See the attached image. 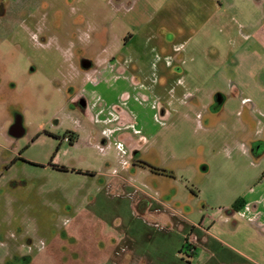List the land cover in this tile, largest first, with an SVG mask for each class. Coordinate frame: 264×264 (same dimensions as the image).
<instances>
[{
  "label": "rangeland",
  "instance_id": "rangeland-1",
  "mask_svg": "<svg viewBox=\"0 0 264 264\" xmlns=\"http://www.w3.org/2000/svg\"><path fill=\"white\" fill-rule=\"evenodd\" d=\"M168 1L142 35L165 36L173 78L179 60L193 69L183 86L170 80L171 94L143 88L151 82L143 75L163 67L149 45H129L113 60L118 66L103 63L147 24L150 9L121 12L119 0H0V264H151L147 252L176 262L183 219L207 224L259 175L264 5L214 0L218 13L213 0ZM133 52L141 64L122 66ZM155 93L166 95L162 109H152ZM97 99L121 100L115 114L97 103L104 125L79 110ZM69 133L79 136L74 144L64 141ZM207 257L199 247L196 263Z\"/></svg>",
  "mask_w": 264,
  "mask_h": 264
},
{
  "label": "crops",
  "instance_id": "crops-1",
  "mask_svg": "<svg viewBox=\"0 0 264 264\" xmlns=\"http://www.w3.org/2000/svg\"><path fill=\"white\" fill-rule=\"evenodd\" d=\"M129 1L130 0H119L120 3L118 4L117 9L121 12H127L133 9L136 10L137 6L139 5L137 9V11H139L138 14L142 15L145 8H148L152 12L151 17L147 24H143L144 22L139 23L138 31L134 34L128 35L130 40L125 42L124 46L118 49L116 54H107V57L103 60V63H105L106 66H118L119 64H114L113 60L117 58L121 51L130 48L129 45L134 43L136 45L133 46V49L136 48L141 51L143 48H146V46L149 45L148 47L149 49L153 50V53L157 54L160 52L161 56H165L164 58H162L159 54L155 56L156 61L158 63H162L163 67L159 73L153 72L152 76L150 77L143 75L144 81H151L150 85L145 83L143 88L146 89L149 86L148 92L156 93L167 92L171 94L172 92H176L177 89L174 86H171L170 80L177 79V84L180 86H183V83L186 84L184 81L188 80V76L191 74L190 71L193 69L189 68V71L186 69L188 67L183 68L182 65H188L189 62L186 60V62L183 61L180 65L179 60L177 66H179L182 70L181 74H179L180 78H173L174 76H177V74L172 70V57L167 55L171 45L168 41H166L165 36H159V33H152L147 37L142 35V31L145 29L144 27L146 25H149L150 27L151 25L156 24V21L162 17L161 15L163 13H165L164 10L166 8H170L169 6L171 5V1L164 0L160 6H158L157 0H134L130 2V5H128ZM246 1H248V3L251 5H255V3L259 2L260 0ZM211 2H214V0ZM212 5L214 8H216L217 12L220 13V3L216 4L214 2ZM261 5H264V0H261ZM197 7H199L201 10H204L205 8L203 3H201L200 6L197 4ZM261 19H264V15L261 16ZM185 24V28L187 29L189 27V23ZM168 30L169 29L166 27H161L159 32L165 34L169 33ZM258 33L263 35L264 29H260ZM136 40L138 41L137 43L135 42ZM261 44L264 46V38L261 39ZM193 59L194 58L190 57V63H193V61H191ZM121 62L123 64L122 66L128 65L132 62L141 64V53L133 52L132 56H121ZM154 68L157 69L158 67L154 65ZM186 87H184V89H186ZM156 93L153 97L154 102L152 109H162V102L166 103L163 101L166 95H157ZM135 97L137 101H141L139 92L136 93ZM74 99L78 100L79 95H75ZM120 101L121 100H119V102L115 103L114 105H106L100 100L96 101L95 105H93L94 102H92L90 107H87L86 105L85 117L87 119L90 118V120L97 124L104 125V123L110 121L106 119L108 115L103 114L106 113V111H100L99 104L97 103H103L106 108L110 109V112L107 113L115 114V112H113L111 109H113L116 104H121ZM123 114H119L121 116H114L115 121L122 122V119L124 118ZM54 126L57 125L55 124ZM118 126L115 133H119L123 130ZM12 132L13 131H11V136L14 137ZM49 132L53 136V133L51 131ZM78 139L79 136H77V141ZM259 170V175L250 179L246 194L243 195L244 197L238 198H242L245 201V205L242 209L239 211L232 210V207H228L223 210L220 209L219 214H217L214 218H211L207 224L202 221L200 224L196 225L190 223L188 219L182 218L186 226L183 237V240L186 243L183 245V249L180 248V246L177 247L175 256L176 262L173 260L172 263L168 261L159 263L154 259V254L152 252H147L144 254L147 261L151 264H197L196 258L198 257V248L201 247L208 254V257L203 264H264V180H261L264 167ZM185 248H187L186 254L183 251Z\"/></svg>",
  "mask_w": 264,
  "mask_h": 264
},
{
  "label": "trees",
  "instance_id": "trees-1",
  "mask_svg": "<svg viewBox=\"0 0 264 264\" xmlns=\"http://www.w3.org/2000/svg\"><path fill=\"white\" fill-rule=\"evenodd\" d=\"M69 134L72 136V141L70 142V144H74L77 141V136L74 133H69ZM145 167L149 168L152 172H155V173H162L163 175L169 174L166 171H162V170L150 167V166H145ZM53 168L56 170H59V171H67L68 170L67 168L59 167L56 165H54ZM261 180H264V172L261 175ZM244 205H245L244 199L240 198L233 204L232 210L239 211L240 209H242L244 207Z\"/></svg>",
  "mask_w": 264,
  "mask_h": 264
},
{
  "label": "flooded vegetation",
  "instance_id": "flooded-vegetation-1",
  "mask_svg": "<svg viewBox=\"0 0 264 264\" xmlns=\"http://www.w3.org/2000/svg\"><path fill=\"white\" fill-rule=\"evenodd\" d=\"M82 62V61H81ZM81 64H83V62L81 63ZM81 68H83V69H85V70H87L88 68H84L83 67V65H81ZM81 104V103H80ZM79 110L81 111V113L83 114V116L85 117V110H86V105H84V104H81L80 105V107H79ZM57 126H59V123L58 124H56ZM15 127H17V126H15ZM13 131V130H12ZM16 132L15 133H17V132H20V131H17V130H15ZM48 133L50 136H52V134H50V132L49 131H44V133ZM13 133V135H14V131L12 132ZM46 133V134H47ZM22 134V133H21ZM15 137V136H14Z\"/></svg>",
  "mask_w": 264,
  "mask_h": 264
},
{
  "label": "built area",
  "instance_id": "built-area-1",
  "mask_svg": "<svg viewBox=\"0 0 264 264\" xmlns=\"http://www.w3.org/2000/svg\"><path fill=\"white\" fill-rule=\"evenodd\" d=\"M64 141L70 143L72 141V136L70 134L64 136Z\"/></svg>",
  "mask_w": 264,
  "mask_h": 264
},
{
  "label": "water",
  "instance_id": "water-1",
  "mask_svg": "<svg viewBox=\"0 0 264 264\" xmlns=\"http://www.w3.org/2000/svg\"><path fill=\"white\" fill-rule=\"evenodd\" d=\"M82 65H83V67H84V68H88V67H87L88 65H87V63H86V62H83V64H82Z\"/></svg>",
  "mask_w": 264,
  "mask_h": 264
}]
</instances>
